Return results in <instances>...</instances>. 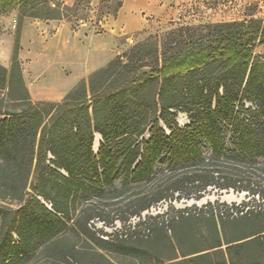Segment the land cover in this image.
Here are the masks:
<instances>
[{"label": "trees", "instance_id": "obj_1", "mask_svg": "<svg viewBox=\"0 0 264 264\" xmlns=\"http://www.w3.org/2000/svg\"><path fill=\"white\" fill-rule=\"evenodd\" d=\"M14 9L20 16L11 64L0 63V189L3 196L23 198L34 171L53 188L48 193L35 187L49 208L37 197L17 209L0 204V264H24L67 229L88 234L96 217L80 209L82 201L105 197L109 190L120 195L133 189L131 214L138 224L147 223L142 212L161 200L176 193L200 197L209 186L246 189L264 198L259 163L264 160V54L255 51L264 46L263 18L182 25L160 39L138 42L54 102L31 97L18 54L20 33L26 16L64 13L39 0H0V13ZM178 109L189 119L184 126ZM226 129L233 148L225 144ZM95 133L102 138L97 152ZM204 142L212 159L206 158ZM162 157L166 169L159 168ZM256 215L264 216V210ZM149 219L164 227L169 221L164 214ZM95 231L101 232V247L114 241L107 231ZM230 243L227 251L239 253L248 244L264 245V226ZM222 246L219 240L211 248L217 252ZM120 252L140 264H168L159 257L146 262L155 254L145 249ZM212 252L196 249L182 256L186 264L228 263L225 257L217 262ZM255 259L264 264V253L258 251ZM105 264L118 263L106 259Z\"/></svg>", "mask_w": 264, "mask_h": 264}, {"label": "rangeland", "instance_id": "obj_2", "mask_svg": "<svg viewBox=\"0 0 264 264\" xmlns=\"http://www.w3.org/2000/svg\"><path fill=\"white\" fill-rule=\"evenodd\" d=\"M39 1L46 7L59 8L64 16L60 18L26 16L23 18L18 54L25 82L30 94L31 89L36 92L48 90L51 85L47 81L55 73L61 71L68 75L71 74V76L78 75V80L72 87L74 88L81 80L89 78L94 70L91 71V65L86 66L96 58L79 51V48L85 47V51H87V48L90 47L79 42V39H69V45L62 53V57L59 53L62 42L52 38L59 29H64L68 36L73 35L75 38L82 37V33H102L104 31L102 25L105 20L107 17L115 16L113 12L118 9V4L123 0ZM166 6L167 13L164 16L151 10L146 11L144 14L147 21L142 29L128 31L117 24L115 26L116 34L128 35L129 39L126 37L115 39L117 49L110 52L112 55L109 60L138 42L146 39H160L159 37L164 32L182 25L200 28L209 23L250 18L264 19V0H171ZM44 11L46 15L45 8ZM19 16V9H14L6 14L0 13V63L7 67L10 66L12 60ZM78 32L80 34L75 36V33ZM23 48L24 55L21 56ZM255 51L264 54V46L258 45ZM106 56L103 53L102 61L105 64L102 66L109 62V60H105ZM31 97L33 101H42L36 99L32 94ZM61 100L44 99V101L54 102ZM175 111L178 113L177 120L180 125L184 126L189 123L186 113L181 109ZM145 137L147 138L148 134ZM101 140V135L95 133V152L98 151ZM225 144L227 147L233 148L228 129L225 130ZM203 149L206 158L212 159V148L209 143L204 142ZM214 160L217 164L222 161ZM167 163L165 157H162L159 168L166 169ZM259 163L264 164V160L260 159ZM199 167L196 165L189 169H198ZM184 169L186 168H178V171ZM119 186L120 181L117 182V187ZM35 187L52 193L53 184L51 181L39 178L38 173L34 171L29 178L23 198L19 199L11 195L3 196V190L0 189V204L17 209L23 206L26 200L37 197L49 208L50 202L41 197ZM109 191L105 197L95 196L84 199L80 208L96 217L93 220L96 230L101 228L107 231L109 235L106 238L114 240L112 243L105 244L108 245V248L99 245L97 237L101 232L96 234L95 229L90 230L88 234L74 228L67 229L47 246L39 247L24 264H105L106 259L118 264H140V259L137 260L120 252L123 249L131 248L145 249L155 254L151 259H145L146 262L159 257L168 264H186L183 260V253L204 248L213 251L212 257L217 262L223 263L225 257L228 261L227 264H256L255 258L258 257V251L264 253V245L258 243L246 245L245 250L241 253L236 250L227 251L228 245L234 243L228 244V241L250 235L264 226V216L256 215L259 211L264 210V198H260L258 195L254 196L246 189H220L209 186L200 192V197L178 196L176 193L172 198L161 200L142 212L141 220H146V224H138L139 217L131 214L133 189L120 195L114 194L112 190ZM162 214L169 218L165 227L157 225L156 222L149 219V216ZM103 220L108 224H105ZM161 220L162 218L157 219V221ZM14 237L17 239L16 235ZM219 240L222 241L223 246L215 248L218 250L214 252L211 247ZM254 256L255 258H253ZM203 264H207V262H203Z\"/></svg>", "mask_w": 264, "mask_h": 264}, {"label": "crops", "instance_id": "obj_3", "mask_svg": "<svg viewBox=\"0 0 264 264\" xmlns=\"http://www.w3.org/2000/svg\"><path fill=\"white\" fill-rule=\"evenodd\" d=\"M170 1L171 0H123L117 14L115 16L107 17V19L105 20V23L102 25L104 30L102 33H82V37H79L77 36L78 34H80L78 32L75 33V36H77L75 38L73 35L68 36L64 29H59V31H57L56 35L52 39H59L62 42L59 50L61 56L69 45V39H79V42H83L85 43V45H89L90 47L87 48V51H85V47L83 49L79 48V51L83 54L86 53L87 55L95 56L96 59H93V62L87 64L86 66L88 67L91 65V71H93L105 64V62L102 61L103 53L104 55H107L105 58V60L107 61L110 59L112 51H115L117 49V42L115 39H119L122 37H126L127 39H129L128 35H122V33L120 35L116 34L117 29H115V26L117 24L126 28L128 31L142 29L147 21L144 13L151 10L161 16H164L167 13L166 4ZM102 40H104V42H102ZM85 45L83 44V46ZM23 55L24 48L21 49V56ZM77 80L78 75L71 76V74L68 75L59 71L58 73H55L50 80L47 81L51 85L50 89L39 92L31 89V94L38 100L48 99L58 101L65 96V94L74 86Z\"/></svg>", "mask_w": 264, "mask_h": 264}, {"label": "bare ground", "instance_id": "obj_4", "mask_svg": "<svg viewBox=\"0 0 264 264\" xmlns=\"http://www.w3.org/2000/svg\"><path fill=\"white\" fill-rule=\"evenodd\" d=\"M99 139V138H98ZM97 145H98V140L96 141V144H95V146L97 147Z\"/></svg>", "mask_w": 264, "mask_h": 264}]
</instances>
